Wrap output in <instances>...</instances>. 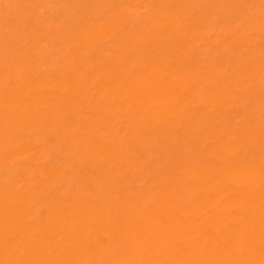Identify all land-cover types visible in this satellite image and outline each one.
Segmentation results:
<instances>
[{"label": "bare ground", "instance_id": "obj_1", "mask_svg": "<svg viewBox=\"0 0 264 264\" xmlns=\"http://www.w3.org/2000/svg\"><path fill=\"white\" fill-rule=\"evenodd\" d=\"M0 264H264V0H0Z\"/></svg>", "mask_w": 264, "mask_h": 264}]
</instances>
